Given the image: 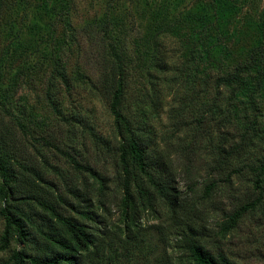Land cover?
I'll list each match as a JSON object with an SVG mask.
<instances>
[{
  "label": "rangeland",
  "instance_id": "obj_1",
  "mask_svg": "<svg viewBox=\"0 0 264 264\" xmlns=\"http://www.w3.org/2000/svg\"><path fill=\"white\" fill-rule=\"evenodd\" d=\"M263 33L264 0H0V149L15 179L12 198L21 199L18 205L30 219L25 224L29 235L52 216L40 205L46 203L94 228L103 241L96 263L189 264L175 235L193 232L214 255L224 254L235 264H264V198L236 226L225 234L221 231L227 215L257 193L250 175H232L226 182L216 172L218 149L223 142L228 146L226 133L239 123L233 114L224 121L220 110L210 105L215 85L210 83L207 90L202 68L208 57L216 63L211 74L233 71L263 42ZM163 40L169 56L175 52L169 58L171 65L183 63L187 69L176 75L171 90L161 94L163 101L149 123L151 131L140 130V138L149 153L160 158L161 163L155 161L158 169L173 170L184 208L174 218L165 208L146 212L137 227L127 231L120 203L118 138L109 110L117 61L108 42L135 65L127 68L126 77L132 104L148 90L145 74L149 68L157 70L150 51ZM63 42L71 48L66 65L70 85L57 80L58 93L51 98L61 118L45 93ZM145 44L150 46L148 52ZM196 51L198 68L192 60ZM262 67L258 90L249 86L256 80L251 81L255 71L246 74L247 84L240 88L252 93L249 106L262 122L255 145L242 156L257 160L264 157V62ZM220 95L227 96L228 90ZM69 156L101 179L77 170ZM210 182L216 184L205 196ZM69 190H76L75 196ZM73 205L76 209L90 205L93 219L81 218ZM160 226L170 233L166 241L160 237ZM4 228L0 217V244ZM32 247L30 240L12 239L0 249V264H11L13 250L31 253Z\"/></svg>",
  "mask_w": 264,
  "mask_h": 264
},
{
  "label": "trees",
  "instance_id": "obj_2",
  "mask_svg": "<svg viewBox=\"0 0 264 264\" xmlns=\"http://www.w3.org/2000/svg\"><path fill=\"white\" fill-rule=\"evenodd\" d=\"M108 48L117 61L115 85L111 93L109 110L114 119L113 126L118 138L117 167L122 189L120 197L121 213L127 231H131L134 230L135 226L137 227V223L146 212H158L159 209L165 208V212L174 218L177 210L184 208L174 185L175 174L173 170L169 169L168 166L158 169L160 158L156 156L158 161L155 163L157 159L146 149L140 138V130L146 128L145 130L148 132L151 131L149 123L156 113V108L160 107V103L163 101L161 94L171 90L173 85L176 84V75L187 69V65L178 62L171 65L169 58L175 52L173 51L172 55L169 56L168 51L170 49L164 45V40L163 43H156L152 47L150 55L151 59L155 61L154 64H156L157 70L148 69L145 74L146 83L148 84L147 92L141 98L133 99L132 104H130L131 97L128 94L129 84L126 77L129 74L128 69L135 65L130 64L127 59L128 56L125 58L117 52L113 42H108ZM144 48L148 52L150 50L149 44H145ZM206 50L207 47L205 55L208 56ZM57 52L45 94L54 113L62 118L60 110L53 104L51 98L52 95L58 93L55 88L57 80L69 88L70 83L67 79L66 65L68 59H70L69 54H71L70 44L63 42ZM197 54L196 51L192 55L195 68H198L196 60L201 64V60L196 57ZM200 58H202L201 55ZM202 62H204L202 66L204 69L203 83L207 90L210 83L214 82L215 85L213 93L216 97L210 101V105L216 106L220 110V113H222L220 117H225L224 121L229 122L230 116L233 114L239 123L232 133H226L227 135L230 134L228 146L223 142L218 149L216 172L226 182L230 181L232 175L243 173L250 175L252 177L250 179L252 190L257 193L255 199L240 204L234 212L227 215L221 227V231L225 234L238 224L244 214L255 211L264 198V157L257 160L253 156H246V158L242 156L249 145H255V136L258 137L259 132L262 131V122L258 121L259 114L256 113L253 106H249L253 104L252 93L240 89L242 85L247 84L245 83L246 74L253 71L257 72V75L251 81L256 80L249 84L252 87L250 90L256 91L262 86L260 69L263 68L262 62H264V40L253 49L248 60L236 65L233 71L227 73L217 71L215 74H211L210 70L216 66V63L208 57H205ZM182 85L179 83L177 86L182 87ZM223 89L228 90L227 96L220 95ZM207 90L205 91L207 92ZM246 101H249L248 105L245 104ZM250 110L252 113H250ZM210 111L213 113V108ZM89 135L94 140L98 138L95 133H89ZM6 158L7 156L0 149V198L3 201L0 206V217L4 219L5 225L1 236L0 249H6L12 239H18L21 243L30 240L33 246L31 253H26L24 249L13 250L9 262L11 264H24L26 261L29 264H102L101 261L96 263V260H98L103 249V241L94 228L89 229L85 223L80 222L74 216H64L56 211L53 206L46 203L40 205L49 210L52 216L41 225V228L36 229L37 232L29 235L25 224L31 222L18 205L21 199L12 198L13 189L11 184L15 179L12 171L7 167ZM69 160L77 170L89 172L94 176V179H101L95 170L81 165L71 156H69ZM232 164L234 165L231 168ZM98 182L100 187L103 188V180ZM215 184L216 182H210L205 187V196L211 194ZM75 192L76 190H69V195L75 196ZM59 199L62 200L61 197ZM89 207L90 205H85L82 209H76L77 207L73 205L81 218L92 220L94 213L89 211ZM158 232L162 241H166L170 237L166 226L158 227ZM175 236L176 244L184 252L189 264H235L224 254L214 255L208 251L200 240L194 236L193 232H177ZM166 264L185 263L170 261Z\"/></svg>",
  "mask_w": 264,
  "mask_h": 264
}]
</instances>
